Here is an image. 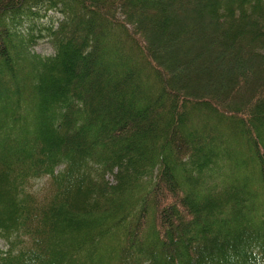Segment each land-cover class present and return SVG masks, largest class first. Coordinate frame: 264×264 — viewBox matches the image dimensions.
Segmentation results:
<instances>
[{
  "label": "trees",
  "instance_id": "obj_1",
  "mask_svg": "<svg viewBox=\"0 0 264 264\" xmlns=\"http://www.w3.org/2000/svg\"><path fill=\"white\" fill-rule=\"evenodd\" d=\"M0 264H264V0H0Z\"/></svg>",
  "mask_w": 264,
  "mask_h": 264
},
{
  "label": "rangeland",
  "instance_id": "obj_2",
  "mask_svg": "<svg viewBox=\"0 0 264 264\" xmlns=\"http://www.w3.org/2000/svg\"><path fill=\"white\" fill-rule=\"evenodd\" d=\"M49 13H51V14H54L55 16H59V13L58 12H49ZM51 14H49V17L50 16H52L53 17V15H51ZM46 22L48 21V20H45ZM38 43H40L39 45H38V50L39 51H43V52H50L51 51V47L46 43V42H43V40H41V41H39ZM30 125H31V122L30 123H27V126L30 128ZM237 155V154H236Z\"/></svg>",
  "mask_w": 264,
  "mask_h": 264
}]
</instances>
